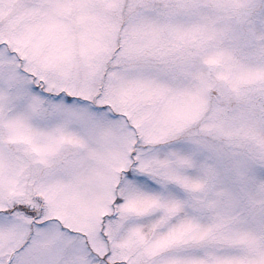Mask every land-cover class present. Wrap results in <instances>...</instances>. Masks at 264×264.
I'll use <instances>...</instances> for the list:
<instances>
[{
    "label": "snow or ice",
    "instance_id": "snow-or-ice-1",
    "mask_svg": "<svg viewBox=\"0 0 264 264\" xmlns=\"http://www.w3.org/2000/svg\"><path fill=\"white\" fill-rule=\"evenodd\" d=\"M0 264H264V0H0Z\"/></svg>",
    "mask_w": 264,
    "mask_h": 264
}]
</instances>
